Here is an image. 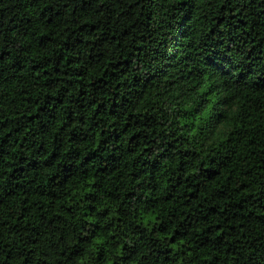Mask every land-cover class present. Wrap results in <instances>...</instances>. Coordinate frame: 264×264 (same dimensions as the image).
I'll list each match as a JSON object with an SVG mask.
<instances>
[{
    "label": "clouds",
    "instance_id": "1",
    "mask_svg": "<svg viewBox=\"0 0 264 264\" xmlns=\"http://www.w3.org/2000/svg\"><path fill=\"white\" fill-rule=\"evenodd\" d=\"M0 264H264V0H0Z\"/></svg>",
    "mask_w": 264,
    "mask_h": 264
},
{
    "label": "trees",
    "instance_id": "2",
    "mask_svg": "<svg viewBox=\"0 0 264 264\" xmlns=\"http://www.w3.org/2000/svg\"><path fill=\"white\" fill-rule=\"evenodd\" d=\"M215 55H220V54L219 53H215L214 56ZM209 59H210V62H211L213 60V57H210Z\"/></svg>",
    "mask_w": 264,
    "mask_h": 264
}]
</instances>
